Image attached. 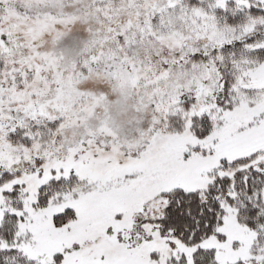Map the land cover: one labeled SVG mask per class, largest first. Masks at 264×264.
Masks as SVG:
<instances>
[{"label": "snow or ice", "instance_id": "1", "mask_svg": "<svg viewBox=\"0 0 264 264\" xmlns=\"http://www.w3.org/2000/svg\"><path fill=\"white\" fill-rule=\"evenodd\" d=\"M0 264H264V0H0Z\"/></svg>", "mask_w": 264, "mask_h": 264}]
</instances>
